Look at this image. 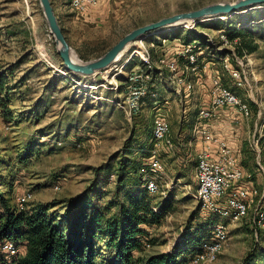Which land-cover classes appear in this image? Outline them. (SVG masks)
Segmentation results:
<instances>
[{
	"label": "rangeland",
	"instance_id": "1",
	"mask_svg": "<svg viewBox=\"0 0 264 264\" xmlns=\"http://www.w3.org/2000/svg\"><path fill=\"white\" fill-rule=\"evenodd\" d=\"M235 1L96 0L93 5L84 7L74 4L73 0H52V3L74 55L89 61L103 55L137 27L209 4ZM237 27L252 30L259 43V49L251 53L253 64L243 67L248 77L247 86L238 90L243 99L249 100L253 116L243 121L242 115L235 112L233 120L246 130L239 137L241 165L254 174L253 183L262 191L264 4L146 34L117 61L116 68L85 76L65 68L39 0H0V71L6 73L9 87L6 106H0V187L11 205L16 204L17 197L25 191L34 195L26 209L36 203L75 197L94 180L96 167L110 162L115 171L122 155L132 154L139 149V143H150L155 110L145 109L131 118L118 104L124 97L127 73L141 64L136 50L148 48L156 62L158 55L172 54L173 48L180 45L179 40L198 39L204 51L200 54L201 65L211 62L208 83L203 81L205 70L200 72V84H206L205 94H210L211 78L218 72L227 86L235 87L221 60L207 53L212 50L219 52L216 54L220 57L225 56L231 46H222L221 31L227 34ZM233 64L240 65L235 60ZM193 78L196 79V75ZM198 88L199 85L194 96L198 95ZM157 92L164 96L172 91L161 87ZM173 126L176 129L179 126L178 118ZM223 135L232 140L235 133L232 135L230 130V134ZM130 139L132 145L128 144ZM190 152L191 155L181 151L171 156L160 153L166 165V196L161 193H149V196L156 207L167 197L172 208L159 223L142 225L150 247L137 254V258L175 251L183 236L197 227L203 226L207 239L212 233V226H208L223 221L230 223V238L213 264H246L250 253L252 260L248 264H264V232L254 224L257 210L252 207L248 217L238 223L203 211L195 196L197 156L195 151ZM101 179L104 191L109 192L102 200L105 204L113 197L116 176L101 174ZM57 184L60 190L55 189ZM100 245L104 258L110 256L112 248L104 243ZM195 252H186V256L189 258Z\"/></svg>",
	"mask_w": 264,
	"mask_h": 264
},
{
	"label": "built area",
	"instance_id": "2",
	"mask_svg": "<svg viewBox=\"0 0 264 264\" xmlns=\"http://www.w3.org/2000/svg\"><path fill=\"white\" fill-rule=\"evenodd\" d=\"M95 1L73 0V3L84 7L93 5ZM220 36L222 46L229 44L230 51L221 57L216 54L219 53L217 51L212 52L211 50L207 54L221 60L223 69L234 80L235 87L227 86L219 72L216 73L211 78L209 103L198 110V119L191 139V141L201 142V147L196 154L197 193L195 196L201 203L203 211L217 215L231 223L241 222L248 217L250 210L254 207L257 210L254 217L255 227L264 232V188L260 191L253 183L254 174L241 165L238 151L234 146L226 138L215 133L208 125L212 119L218 117L219 110L226 107L234 109L244 119H250L253 116L249 100L243 99L238 93L239 89L247 86L248 77L243 67L253 64L252 54L238 55L236 44L239 39L231 41L223 31ZM136 52L141 64L127 73L123 88L124 97L118 103L119 106L125 108L131 118L142 111L145 98L153 93L151 84L154 83L156 76L163 79L166 77L165 81L173 84L177 93L186 91L192 94L195 92L196 86L201 81L200 72L205 68L200 63V54L204 51L198 39L189 42L182 41L180 49L175 54H160L156 62L152 60L148 48H142ZM233 60L240 64L239 67L234 66ZM116 64L117 62L111 68H116ZM120 70L123 72L124 65L120 67ZM194 75L196 79L193 78ZM151 142L153 143L152 154L140 168V175L143 185L150 194L161 193L166 196V165L161 160L160 153L173 152L176 148L167 115L160 112L155 114ZM258 144L259 139L256 140V145ZM260 154L259 149L258 157ZM55 189L60 190L61 186L57 184ZM33 196L31 191H25L19 195L16 208L26 209V205ZM157 208L154 206L155 210ZM229 225L230 223L223 221L215 223L212 226L211 236L202 241L197 253L184 264H213L228 244ZM147 239L145 246L150 247ZM0 251V264H12L22 254L21 246L10 239L0 241Z\"/></svg>",
	"mask_w": 264,
	"mask_h": 264
},
{
	"label": "trees",
	"instance_id": "3",
	"mask_svg": "<svg viewBox=\"0 0 264 264\" xmlns=\"http://www.w3.org/2000/svg\"><path fill=\"white\" fill-rule=\"evenodd\" d=\"M227 35L231 41L239 39L236 52L240 56L259 49L252 30L237 27ZM8 88L7 75L0 71V106H6ZM149 142L122 155L115 171L110 162L96 167L94 180L75 197L18 210L0 187V241L10 239L26 248L12 264H184L190 259L194 254L189 258L186 254L198 251L205 239L203 226L186 233L173 252L137 258L146 249L142 225L159 223L172 208L166 197L155 210L143 185L140 168L152 154L153 143ZM129 143L133 144L131 139ZM101 174L116 176L113 197L105 204L102 200L109 192L104 191ZM101 243L112 248L107 258ZM251 260L250 253L245 263Z\"/></svg>",
	"mask_w": 264,
	"mask_h": 264
},
{
	"label": "crops",
	"instance_id": "4",
	"mask_svg": "<svg viewBox=\"0 0 264 264\" xmlns=\"http://www.w3.org/2000/svg\"><path fill=\"white\" fill-rule=\"evenodd\" d=\"M176 40L178 41V38H176ZM256 41L258 40L256 39ZM178 42L180 43V45H176V47L173 48L172 54H175L180 49L182 45V41L179 40ZM210 66H211V62H208L204 68L206 78H204L203 81L205 83H208V81L210 80V76L208 73L210 72ZM168 83L165 82L163 78L156 76L154 83L151 84V91L153 93L145 98L142 110L143 111L145 109H151L152 111L155 110L154 111L155 114L157 112H160L162 114L167 115L170 120L171 135L176 143V148L174 149L173 152H163V153H166L168 154V156H171L176 152L181 153V151H183L186 154L191 155L192 153L190 151H195L197 154V150L200 149L201 147V142L199 140L191 141V139L193 136V129L198 119L197 112L200 107L206 106L209 103V94L208 95L205 94L207 92L206 84L199 83L198 95L194 96L195 93L189 94L186 91L177 93L175 91V86L171 83L170 84L172 86L170 84L169 86ZM161 87H163L165 91L170 89V91L172 92H170L169 95H164V96L158 95L157 90H159V88ZM171 96L173 97L172 99H170ZM235 112L236 111L234 109L229 107L220 109L218 113V117L212 119L208 123V125L215 133H217L222 137H224L223 135L224 133L230 134V130L232 132V135L233 133H235L237 137L235 138V135H233L232 140H230L229 137H224V138H226L237 151H240L241 147L239 146L241 143L239 142V137L242 134V132L245 130V126L234 122L233 118L235 117ZM176 118H178V122H179V126H177V129L174 128L173 126L174 120ZM242 120L244 121L243 117ZM249 131H251V129H249ZM25 249H26L25 246L21 245V251H22L21 255L25 253L26 251Z\"/></svg>",
	"mask_w": 264,
	"mask_h": 264
},
{
	"label": "water",
	"instance_id": "5",
	"mask_svg": "<svg viewBox=\"0 0 264 264\" xmlns=\"http://www.w3.org/2000/svg\"><path fill=\"white\" fill-rule=\"evenodd\" d=\"M44 15L48 21L50 33L55 37L58 45V53L61 56L65 68L69 72L85 76L95 75L102 70H108L116 62L129 44L152 32H158L172 26H179L183 22H198L204 18L220 17L231 14L241 8H252L264 4V0H237L235 2H219L209 4L201 8L173 14L157 21L142 25L123 36L103 55L89 61H83L78 55L73 57L72 49L63 28L58 20L52 0H39Z\"/></svg>",
	"mask_w": 264,
	"mask_h": 264
},
{
	"label": "bare ground",
	"instance_id": "6",
	"mask_svg": "<svg viewBox=\"0 0 264 264\" xmlns=\"http://www.w3.org/2000/svg\"><path fill=\"white\" fill-rule=\"evenodd\" d=\"M186 23H189V21H187V22H183L181 25H183V24H186ZM135 42V41H134ZM134 42H132L131 44H129L128 46H127V48L124 50V52L119 56V58L116 60V62L117 61H119L121 58H122V56H124V54L130 49V47H132L133 46V43ZM135 44H136V42H135ZM73 57L74 58H77L75 55H74V53H73ZM109 71V69L107 70V72Z\"/></svg>",
	"mask_w": 264,
	"mask_h": 264
}]
</instances>
